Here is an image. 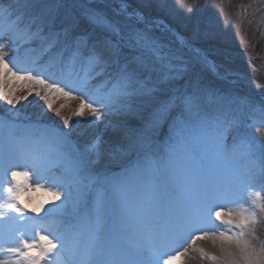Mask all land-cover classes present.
I'll list each match as a JSON object with an SVG mask.
<instances>
[{
    "label": "snow or ice",
    "instance_id": "6c2138e0",
    "mask_svg": "<svg viewBox=\"0 0 264 264\" xmlns=\"http://www.w3.org/2000/svg\"><path fill=\"white\" fill-rule=\"evenodd\" d=\"M61 8V0H0V102L11 106L0 114V264H183L185 245L208 237L239 247L222 264H264V245L240 241L264 212V100L195 77L160 95L185 68L141 9L130 0L114 12L86 0ZM33 94L44 111L22 116L17 105ZM59 97L78 99L73 115L90 123L134 105L151 112L138 128L109 120L106 128L122 132L115 144L97 133L81 145L71 117L62 127L45 122L65 107L54 108ZM212 98L238 101L251 122L230 109L209 114L202 101ZM105 157L127 162L99 182ZM241 201L253 211L227 207Z\"/></svg>",
    "mask_w": 264,
    "mask_h": 264
},
{
    "label": "rangeland",
    "instance_id": "374dc122",
    "mask_svg": "<svg viewBox=\"0 0 264 264\" xmlns=\"http://www.w3.org/2000/svg\"><path fill=\"white\" fill-rule=\"evenodd\" d=\"M80 2L82 0H61V10H69L73 4ZM86 2L92 6L99 5L109 12H114L119 5L117 3L112 5L102 0H86ZM130 3L159 23L161 30L149 24L153 35L161 41L165 51H170L178 57L175 62L185 68L183 78L167 84L160 95L171 89L182 88L195 77L220 93L248 98L254 103L264 100L260 94L234 84L236 80H243L264 89V0H130ZM165 24L173 26L177 32L187 36L190 42L206 54L215 68L227 78H217L198 66L193 56L178 40L177 35L170 32ZM16 94L26 95V90L18 91ZM79 102L78 99L57 98L54 108H58L61 104L65 107L59 116L55 112H47L45 122L62 127L61 117H71L72 139L81 145L90 141L97 133L103 135L106 146L115 144L120 140L122 132L114 131L110 127L106 128L105 125L109 120L124 121L129 128H138L148 119L151 112L150 107L134 105V111L127 115L102 117L103 122L90 123L91 118L87 113L82 118L73 115ZM43 104L40 97L33 94L17 107L22 116L35 118L44 111ZM202 104L209 114H214L217 109L221 111L230 109L231 115L241 118L246 123L251 122L248 119L249 110L238 101L227 104L212 98L202 101ZM10 107L0 102V114L6 113L7 108ZM166 130L167 125H165ZM249 131L259 138V133L254 128ZM123 163L108 162V158L105 157L97 169L103 168L108 172L122 171ZM259 190V186L253 189V191ZM257 218L258 222L250 224L245 231L250 233V247L259 251L264 245V212L257 211Z\"/></svg>",
    "mask_w": 264,
    "mask_h": 264
},
{
    "label": "bare ground",
    "instance_id": "6f19581e",
    "mask_svg": "<svg viewBox=\"0 0 264 264\" xmlns=\"http://www.w3.org/2000/svg\"><path fill=\"white\" fill-rule=\"evenodd\" d=\"M106 3H111L113 5H115L117 2L113 1V0H104ZM157 27V26H156ZM168 30L170 32L174 31V28H168ZM184 41V40H183ZM186 41H184V44L187 45V43H185ZM4 45H5V49L7 50V48L9 47V42L7 40L3 41ZM188 47V52L196 59L198 64H201L205 67L210 68L209 64H208V59L206 58V56L204 54H202L201 52L197 51L196 49H194L193 47L187 45ZM9 55H11V52H9ZM211 71L215 74H217L216 72H214V70L211 69ZM218 75V74H217ZM218 76L223 77L222 74H219ZM235 85L239 86V87H243V88H250L251 90H258L260 93V96L264 99V89L262 87L257 86L256 84H251L248 81H243V80H236V82L234 83ZM97 176L96 179L99 182L104 181L105 180H110L113 178H117L119 176V174L121 173V171L119 170H115L113 172H108L106 170H104L103 168H99L97 169ZM96 186H102L100 184L96 185ZM41 199L47 200L50 199V197H45V196H41ZM91 198H89L90 200ZM250 199V198H249ZM47 207V205H46ZM228 208H230L232 211L234 212H240V211H245L246 213H250L251 211H253V207L248 204V203H244L243 201H241L238 204H230L227 205ZM85 209H82V211H84ZM258 211V210H257ZM215 221V218H212ZM217 224L219 223V221H215ZM223 229L221 228L220 231H222ZM235 231H239V229H235ZM249 235L250 233L245 231V234L243 237H240V241H241V245H243L245 242H247V244L250 246V241H249ZM189 248V252L188 254L183 258V264H222V262L229 258L228 257V253L234 254L236 256L239 255L240 253V249L239 247H237L235 241H233L231 244L227 243V242H221L219 239H216L215 242H213V239L211 237L202 239V240H197L195 245H185ZM252 248V247H250ZM200 249H203L205 253L208 254H212L215 255L217 257H219L220 259L217 261H213L211 259L205 258L201 255L200 253ZM179 264V262H178ZM238 264H246L245 261L240 260L238 261Z\"/></svg>",
    "mask_w": 264,
    "mask_h": 264
},
{
    "label": "water",
    "instance_id": "95a60500",
    "mask_svg": "<svg viewBox=\"0 0 264 264\" xmlns=\"http://www.w3.org/2000/svg\"><path fill=\"white\" fill-rule=\"evenodd\" d=\"M146 16V15H145ZM147 17V16H146ZM148 18V17H147ZM148 20L149 21H151L152 23H157L156 21H154V20H150L149 18H148Z\"/></svg>",
    "mask_w": 264,
    "mask_h": 264
}]
</instances>
